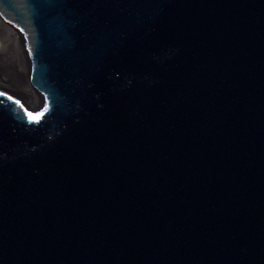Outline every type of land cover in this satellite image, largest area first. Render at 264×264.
I'll return each mask as SVG.
<instances>
[{
	"label": "water",
	"instance_id": "obj_1",
	"mask_svg": "<svg viewBox=\"0 0 264 264\" xmlns=\"http://www.w3.org/2000/svg\"><path fill=\"white\" fill-rule=\"evenodd\" d=\"M0 20L31 82L0 85V264H264V0Z\"/></svg>",
	"mask_w": 264,
	"mask_h": 264
},
{
	"label": "bare ground",
	"instance_id": "obj_2",
	"mask_svg": "<svg viewBox=\"0 0 264 264\" xmlns=\"http://www.w3.org/2000/svg\"><path fill=\"white\" fill-rule=\"evenodd\" d=\"M20 44L15 32L0 20V85L24 92L30 83H27L28 67Z\"/></svg>",
	"mask_w": 264,
	"mask_h": 264
},
{
	"label": "snow or ice",
	"instance_id": "obj_3",
	"mask_svg": "<svg viewBox=\"0 0 264 264\" xmlns=\"http://www.w3.org/2000/svg\"><path fill=\"white\" fill-rule=\"evenodd\" d=\"M29 119H31V120H39L40 117L39 116H33L31 113H29Z\"/></svg>",
	"mask_w": 264,
	"mask_h": 264
},
{
	"label": "rangeland",
	"instance_id": "obj_4",
	"mask_svg": "<svg viewBox=\"0 0 264 264\" xmlns=\"http://www.w3.org/2000/svg\"><path fill=\"white\" fill-rule=\"evenodd\" d=\"M28 80H30L29 78H28ZM27 83H30V84H28L27 86H25L26 87V89L28 90H30L31 88H30V85H31V82L30 81H28Z\"/></svg>",
	"mask_w": 264,
	"mask_h": 264
}]
</instances>
